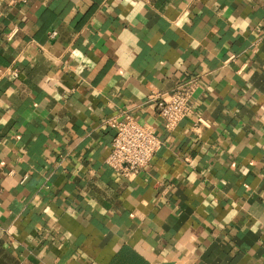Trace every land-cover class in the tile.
<instances>
[{
  "label": "crops",
  "instance_id": "crops-1",
  "mask_svg": "<svg viewBox=\"0 0 264 264\" xmlns=\"http://www.w3.org/2000/svg\"><path fill=\"white\" fill-rule=\"evenodd\" d=\"M125 112L162 140L132 178ZM0 264H264V0H0Z\"/></svg>",
  "mask_w": 264,
  "mask_h": 264
},
{
  "label": "built area",
  "instance_id": "built-area-1",
  "mask_svg": "<svg viewBox=\"0 0 264 264\" xmlns=\"http://www.w3.org/2000/svg\"><path fill=\"white\" fill-rule=\"evenodd\" d=\"M14 73L18 74L17 71ZM198 83L197 77L185 78L169 91L149 95L150 99L155 100L166 129L175 128L193 113L192 99ZM112 125L115 135L107 162L121 175L132 178L150 164L161 148L162 140L154 125L141 122L131 112H125L121 118H114Z\"/></svg>",
  "mask_w": 264,
  "mask_h": 264
}]
</instances>
